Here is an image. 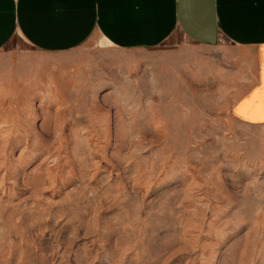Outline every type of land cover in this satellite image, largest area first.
I'll return each mask as SVG.
<instances>
[{"label":"rangeland","instance_id":"1","mask_svg":"<svg viewBox=\"0 0 264 264\" xmlns=\"http://www.w3.org/2000/svg\"><path fill=\"white\" fill-rule=\"evenodd\" d=\"M92 38L35 119L3 78L29 45L0 50V264H264V121L234 113L240 52Z\"/></svg>","mask_w":264,"mask_h":264},{"label":"crops","instance_id":"2","mask_svg":"<svg viewBox=\"0 0 264 264\" xmlns=\"http://www.w3.org/2000/svg\"><path fill=\"white\" fill-rule=\"evenodd\" d=\"M175 33L196 46L237 49L244 89L234 113L264 121V0H0V50L18 34L31 51L13 66L8 60L5 92L24 96L18 109L35 119L39 102H64L75 78L65 55L93 35L124 51L160 46Z\"/></svg>","mask_w":264,"mask_h":264}]
</instances>
